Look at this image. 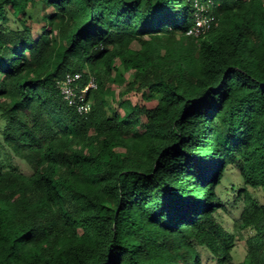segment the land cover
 <instances>
[{
	"label": "trees",
	"instance_id": "1",
	"mask_svg": "<svg viewBox=\"0 0 264 264\" xmlns=\"http://www.w3.org/2000/svg\"><path fill=\"white\" fill-rule=\"evenodd\" d=\"M196 4L216 20L202 37ZM68 73L98 84L88 115ZM253 191L264 0H0V264H233L244 233L239 264H264Z\"/></svg>",
	"mask_w": 264,
	"mask_h": 264
},
{
	"label": "built area",
	"instance_id": "2",
	"mask_svg": "<svg viewBox=\"0 0 264 264\" xmlns=\"http://www.w3.org/2000/svg\"><path fill=\"white\" fill-rule=\"evenodd\" d=\"M196 19L194 27L188 32L189 35L202 37L211 31L216 20L208 15L205 6L196 4ZM83 75L81 73H68L59 82V89L68 106L74 108L79 115H88L92 111V103L86 101V95L98 88L94 77H90L85 85H81Z\"/></svg>",
	"mask_w": 264,
	"mask_h": 264
},
{
	"label": "rangeland",
	"instance_id": "3",
	"mask_svg": "<svg viewBox=\"0 0 264 264\" xmlns=\"http://www.w3.org/2000/svg\"><path fill=\"white\" fill-rule=\"evenodd\" d=\"M20 168L23 172L29 173V169L25 165H20ZM242 185L241 177L235 169H229L222 180V183L217 188V192L222 198L223 202L226 205V210L222 211L219 214V218L227 226L228 230L236 231V228L233 225V221L237 219L242 211V206L238 205L235 207L232 203L233 192H231V186H234L236 189ZM253 195L259 201V203L264 204V196L260 191H253ZM247 235L239 234L237 248L233 257V264H239L244 261L246 257L245 249V239ZM211 264V263H210ZM216 264V263H214Z\"/></svg>",
	"mask_w": 264,
	"mask_h": 264
}]
</instances>
